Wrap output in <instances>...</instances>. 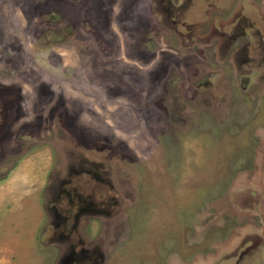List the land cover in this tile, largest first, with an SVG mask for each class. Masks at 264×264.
<instances>
[{
    "label": "rangeland",
    "instance_id": "rangeland-1",
    "mask_svg": "<svg viewBox=\"0 0 264 264\" xmlns=\"http://www.w3.org/2000/svg\"><path fill=\"white\" fill-rule=\"evenodd\" d=\"M237 1L0 0V264H264V0Z\"/></svg>",
    "mask_w": 264,
    "mask_h": 264
},
{
    "label": "flooded vegetation",
    "instance_id": "flooded-vegetation-1",
    "mask_svg": "<svg viewBox=\"0 0 264 264\" xmlns=\"http://www.w3.org/2000/svg\"><path fill=\"white\" fill-rule=\"evenodd\" d=\"M188 0H184V3L185 2H187ZM241 0H238L237 1V3H238V6H240L241 5ZM173 4H178V0H173ZM181 5V7H183L184 6V4H180ZM256 8H257V6H256ZM166 11H168L167 9H166ZM240 13V17L244 14H242V11H240V9L239 10H236V12H235V14H234V19H235V17H236V14L237 13ZM261 12H263L261 9H260V13H257V9H256V16H255V27H254V23L251 21V28H252V31L254 32V35H256L255 37L259 40V41H261V40H263L264 41V34H262L261 32H260V28L262 29V27H261V24L262 23H264V19H263V15H261ZM167 16L169 17V13L167 14ZM242 18V17H241ZM239 19L240 21L239 22H237V25H239L240 26V22H242V24L246 27V26H249V24H246V23H244L243 22V19ZM263 25V24H262ZM244 27V28H245ZM235 28H237V27H235ZM241 33H245V35L246 36H248V37H250V38H252V35L250 34V33H247L246 31H245V29H242L241 31H240V34ZM236 39H233V41H235ZM75 165H76V163H74ZM79 168L81 169L79 172L81 173V174H84V175H88V176H90V177H92V178H94V179H96V180H98L99 179V176L97 175V173L96 172H93V171H89L88 169H85L84 167H81V165H79ZM63 183H65V181H63ZM110 199H112V198H110ZM80 200L81 201H83V202H81L82 203V206H84V210H85V208H87V207H91L92 209H90L91 211H95V212H97V207L95 206L94 207V204H93V202L90 200V201H88V200H82L81 198H80ZM88 204V205H87ZM79 205H81V204H79ZM89 205H91V206H89ZM81 208V207H80ZM82 210V209H81ZM81 210H80V212H81ZM62 222V221H61ZM61 228H62V223H61V227H60V229H59V227H58V230H59V232H61L60 230H61ZM57 230V231H58ZM63 231V230H62ZM58 236L60 237L61 236V234H58ZM248 248H246V249H244L243 251H240V253L239 254H237V257H238V260H241L242 258H243V253L244 252H246V250H247ZM68 257L65 259V261H64V264H72L73 262L74 263H79L80 261H83L84 259H86V260H89V262H90V264H96V262L98 263V256H99V252H98V250L97 249H95V248H93V249H91V250H85V249H79V250H72L71 251V254L69 255H67ZM246 262H242V264L244 263V264H249V260L251 259V258H253V256L252 255H247L246 254ZM230 260V259H229ZM229 260H224V261H222L221 262V264H228L229 263ZM237 260V261H238Z\"/></svg>",
    "mask_w": 264,
    "mask_h": 264
}]
</instances>
